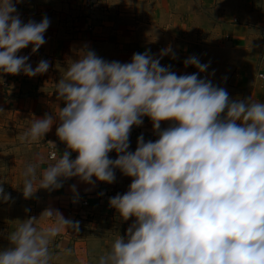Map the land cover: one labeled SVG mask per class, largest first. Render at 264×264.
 <instances>
[{"label": "clouds", "instance_id": "9594fccd", "mask_svg": "<svg viewBox=\"0 0 264 264\" xmlns=\"http://www.w3.org/2000/svg\"><path fill=\"white\" fill-rule=\"evenodd\" d=\"M49 23L46 15L23 22L13 0H0V72L45 73L47 60L33 68L28 56L17 53L29 44L35 53ZM81 52L56 83L65 106L55 117L36 118L20 138L32 143L58 121L56 136L78 154L71 159L66 150L54 158L38 187L33 180L39 161L29 164L23 197L31 198L38 188L59 189L60 178L94 185L95 176L113 183L119 169L132 180L108 203L123 220L135 219L97 264H264V102L232 100L210 80L161 66L159 58L170 46L159 58L145 50L126 63L107 61L86 46ZM183 63L200 72L209 66L196 56ZM144 116L158 138L145 141L141 134L129 151L132 126H141ZM161 121L169 126L161 129ZM113 150L115 159L108 155ZM70 189L72 202H78L76 186ZM10 199L0 186V202ZM42 213L55 223L38 231L36 218L24 219L7 234L0 264H49L50 240L65 228L79 231V221L58 210Z\"/></svg>", "mask_w": 264, "mask_h": 264}, {"label": "rangeland", "instance_id": "374dc122", "mask_svg": "<svg viewBox=\"0 0 264 264\" xmlns=\"http://www.w3.org/2000/svg\"><path fill=\"white\" fill-rule=\"evenodd\" d=\"M95 4L90 11L85 1L79 0L70 12L59 16L48 14L52 30L48 70L24 82L26 85L20 92L9 86L14 92L10 106L0 98V186L11 197L7 203L0 202V249L9 247L7 234L24 219L53 204L51 191L38 188L31 198L25 199L22 186L25 179L31 178L24 174L26 167L37 165L39 161L33 180V186L38 187L41 170L51 160L49 145L58 139L55 134L58 121L44 137L32 143L21 142L20 138L36 118L46 113L55 117L59 108L65 106V101L57 98L56 83L65 75L67 67L83 54L81 50L85 46L98 57L121 63L131 62L133 53L145 50L159 58L160 50L170 46L171 52L159 58L161 66H169L178 76L195 73L198 79L210 80L224 88L232 100L251 97L252 102H264L256 97L264 90V78L260 76L264 74L263 50L260 59L252 57L245 64L237 58L231 63L224 58L229 50L216 45L232 40L226 29L241 23L242 16L234 20L241 15L242 5L238 0H95ZM233 6L239 8L235 13H231ZM57 20L62 22L61 26L56 25ZM253 39L264 42V35L258 34ZM187 44L194 46L187 48ZM190 56H196L202 64L208 63L206 71L200 72L191 64L186 67L183 61ZM0 77L1 87L2 73ZM126 191L116 185L106 195L112 197ZM108 200L105 198L98 205L92 203V208L81 211L79 219L73 220L79 221V231H71L76 238H72L70 246L73 249L76 244L78 247L89 245L85 247L88 264H97L101 255L108 254L114 241L126 235V229L135 219L123 220L116 209L109 206ZM25 208L29 209L27 213Z\"/></svg>", "mask_w": 264, "mask_h": 264}, {"label": "crops", "instance_id": "0c3cea01", "mask_svg": "<svg viewBox=\"0 0 264 264\" xmlns=\"http://www.w3.org/2000/svg\"><path fill=\"white\" fill-rule=\"evenodd\" d=\"M76 1L79 0H19L18 3L16 2V0H13L17 13L19 14L20 19L23 22H27L29 19H32L35 22H39L42 18V15L47 16L48 14H50L52 16H59L63 12H70L71 9L75 6ZM238 1L242 5V8L240 7L241 15L238 14L239 16H235L234 20L236 21L237 18H241L242 16V19L240 20L241 23L232 24L231 27L226 29V32L232 37V40L228 39L226 41H220L216 45H223L227 50H229L225 52L226 55L224 56V58L229 62L235 63V59L237 61V58H239L238 62H243L246 64L252 57L259 56L260 59L261 51L263 50L264 52V42L259 43L254 41L256 39H253L258 34L264 35V0ZM238 9V7L234 9L233 6L231 13ZM56 25L61 26L62 22L57 20ZM51 32L52 30H50L49 25L44 33V39L47 40V42L45 41V43L42 44L35 53H32V45L29 44L27 47L19 50L17 55L28 56L27 63H29L33 68L36 67L37 63L40 60H47L50 57L49 53L51 52L50 41L52 40V38L49 35V33ZM193 46L194 45L191 44L186 45L187 48H193ZM38 75L40 74L29 77L22 72L19 74H14V77L10 81V87L12 86V89L13 87L15 88L13 90L20 92V90H22V87L24 88V86L26 85L23 84L24 82H27L28 80H31ZM13 93L14 92H12V90L10 91L9 88L7 90H4V87L1 85L0 96L1 99L3 98V102L6 106L12 104ZM256 97L264 99V90L262 94H257ZM169 123V121H161V129L168 127ZM139 127V135L143 134L145 141H155L158 138L152 128V122L147 116L143 117V124ZM54 141L55 142L53 143L57 142L59 144L58 158L60 154H63L64 151H71L70 149H67L66 143L61 141L59 138ZM129 142L130 143L128 150L135 151L137 146V137ZM77 154V152L71 151L70 158L75 159ZM108 155L111 159H115L117 157V153L114 150L109 152ZM54 162L55 160H48L45 168H47ZM114 174L115 180L113 183L99 181L95 176H93L92 179L93 181H95L94 185L83 182L78 177H71L67 179L60 178L62 187H60L59 189L51 190L52 196L50 197V199L53 200V204L49 205L50 207L48 209L58 210L65 219H70L72 221L76 218L79 219L78 214H81V211H84L86 208H92V203L98 205L99 201L105 198H109L106 193L111 189V187H116L117 185V187H121V189L125 188L126 190H128V186L131 183L132 177L123 175L119 169H114ZM70 185H75L76 191L79 194V199L76 203L72 202V197L74 194L70 189ZM83 200H88V204L83 205ZM31 217L36 218L34 224L38 231L41 228L52 226L55 223L53 217L52 219H48V217L46 218V214L40 211H34ZM67 230L69 229L65 228L61 233L50 240V243L48 245L50 254L49 264H88V251L85 247L89 245H81V247H78V245L76 244V246L72 249L70 245L73 241L72 238L75 236L70 234L72 231L71 229L69 232L65 233Z\"/></svg>", "mask_w": 264, "mask_h": 264}, {"label": "built area", "instance_id": "2783aa9c", "mask_svg": "<svg viewBox=\"0 0 264 264\" xmlns=\"http://www.w3.org/2000/svg\"><path fill=\"white\" fill-rule=\"evenodd\" d=\"M87 5H89V9L90 11H93L94 7H95V1L94 0H84ZM2 73V72H0ZM13 74L10 73H2V77L4 76V78L2 79V86L4 87V90H7L8 87L10 86V81H11V77ZM260 76L262 77V79L264 78V74L261 73ZM1 98V96H0ZM140 133V127L139 126H132L130 135H129V141L135 139L136 137H138ZM59 155V144L56 143H52L49 145V158L51 160H55L54 158H58ZM83 205H87L88 204V200H83L82 201Z\"/></svg>", "mask_w": 264, "mask_h": 264}]
</instances>
